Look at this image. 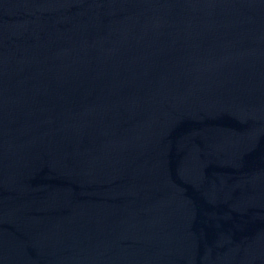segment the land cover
<instances>
[{
    "label": "water",
    "instance_id": "1",
    "mask_svg": "<svg viewBox=\"0 0 264 264\" xmlns=\"http://www.w3.org/2000/svg\"><path fill=\"white\" fill-rule=\"evenodd\" d=\"M0 264H264V0H0Z\"/></svg>",
    "mask_w": 264,
    "mask_h": 264
}]
</instances>
